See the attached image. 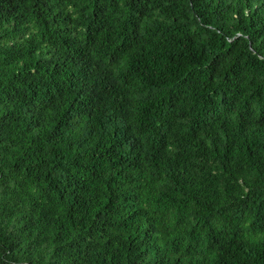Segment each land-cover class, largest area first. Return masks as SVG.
I'll return each instance as SVG.
<instances>
[{"label":"trees","instance_id":"trees-1","mask_svg":"<svg viewBox=\"0 0 264 264\" xmlns=\"http://www.w3.org/2000/svg\"><path fill=\"white\" fill-rule=\"evenodd\" d=\"M0 264H264V0H0Z\"/></svg>","mask_w":264,"mask_h":264}]
</instances>
